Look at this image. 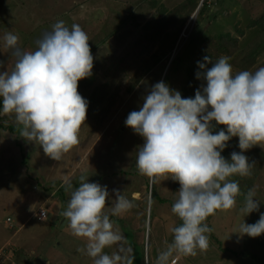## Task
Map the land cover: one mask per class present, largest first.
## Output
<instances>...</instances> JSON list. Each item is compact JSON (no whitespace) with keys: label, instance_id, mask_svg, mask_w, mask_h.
<instances>
[{"label":"rangeland","instance_id":"obj_1","mask_svg":"<svg viewBox=\"0 0 264 264\" xmlns=\"http://www.w3.org/2000/svg\"><path fill=\"white\" fill-rule=\"evenodd\" d=\"M216 2L0 0V38L11 31L19 35L21 49L33 51L43 33L63 20L86 32L93 56L91 75L77 85L88 102L79 143L59 161L20 135L22 126L13 114H1L7 131L0 130V264H91L77 252L84 242L70 234L61 215L70 193L64 190L63 199L58 194L65 181L77 187L82 174L90 183L106 185L110 196L117 189L132 201L126 214L110 219L126 238L131 264H155L157 253L172 240L168 227L181 223L171 212L180 185L168 176L150 183L139 174L135 151L143 140L124 121L139 110L143 97L159 81L181 93L188 70L219 39L230 44L229 55L221 56L230 58L233 72L264 66V0H225L215 13ZM233 40L237 45L231 46ZM247 49L252 50L248 58L243 56ZM13 59L0 47V61L11 68ZM221 128L215 126V131ZM237 145L238 138L233 137L221 155L230 160V153L240 152ZM244 155L255 167L250 176L230 178L240 188L236 205L217 210L205 221L212 229L208 248L195 256H174L171 264H264V233L239 239L235 233L243 220L253 224L264 212V145L253 146ZM253 186L258 211L243 218L239 209ZM152 193L166 202L152 200ZM109 203L106 199V206ZM42 210L48 217L39 221L36 215Z\"/></svg>","mask_w":264,"mask_h":264},{"label":"clouds","instance_id":"obj_2","mask_svg":"<svg viewBox=\"0 0 264 264\" xmlns=\"http://www.w3.org/2000/svg\"><path fill=\"white\" fill-rule=\"evenodd\" d=\"M19 40L11 31L0 38V47L14 58L11 68L0 61V68L6 69L0 71V114H13L22 126L20 135L59 161L79 143L86 117L88 102L77 85L91 75L89 38L79 24L58 20L36 41L35 50L21 49ZM229 61L227 56L213 61L209 55L197 61L195 78L204 84L193 97L182 98L165 82L155 83L139 110L124 121L143 140L135 151L139 174L150 183L168 176L180 185L171 212L181 223L168 227L172 240L157 253L155 264H171L174 256H195L208 248L212 229L205 221L217 210L236 205L240 188L230 178L250 176L255 163L244 152L264 145V66L233 72ZM220 125L223 128L213 131ZM233 137L238 138L240 152L230 153L226 160L221 153ZM63 186L70 198L61 215L70 234L84 242L77 252L91 264H131V249L110 217L126 214L132 201L117 189L112 190L113 199L106 185L90 183L83 174L77 187L71 181ZM255 197L253 186L239 209L243 218L258 211ZM235 233L238 239L260 236L264 212L253 224L243 220Z\"/></svg>","mask_w":264,"mask_h":264},{"label":"trees","instance_id":"obj_3","mask_svg":"<svg viewBox=\"0 0 264 264\" xmlns=\"http://www.w3.org/2000/svg\"><path fill=\"white\" fill-rule=\"evenodd\" d=\"M205 4V3H204ZM204 7V5H203ZM202 7V8H203ZM223 39H219L216 43V45L213 46V48H209L207 49L205 52H202L200 58L198 59V61H201L202 62V58L205 56V55H209L212 60L214 61L215 59H217L219 56H221V54H224V55H229V53L231 52V48H230V44L228 45H224L222 43ZM230 43V42H229ZM237 45V41L236 40H233L231 42V46H235ZM229 46V47H228ZM251 51L252 50H249L248 49L243 53V56H247L246 58L250 57L252 54H251ZM211 65H208V67H210ZM199 69L197 68V63L191 67L188 72H187V80H186V86L183 88V90L181 91V96L182 98L183 97H193L194 94H195V91L198 90L203 84H204V81L202 80H197L195 78V73L198 71ZM6 117H3L1 114H0V130H6L4 124H3V121L5 120ZM214 124V122H213ZM213 131H215V127L213 129ZM16 132V131H14ZM65 188H61L58 190V194L60 195L61 199H63L62 197H64V193H65ZM152 200H156L160 203H164L166 202V200L162 199L159 197V195L157 193H152ZM172 205V203H171ZM47 219V216L46 218Z\"/></svg>","mask_w":264,"mask_h":264},{"label":"built area","instance_id":"obj_4","mask_svg":"<svg viewBox=\"0 0 264 264\" xmlns=\"http://www.w3.org/2000/svg\"><path fill=\"white\" fill-rule=\"evenodd\" d=\"M46 216H48V212L45 211V210L40 211V212L36 215L37 220H39V221H42L43 219H45Z\"/></svg>","mask_w":264,"mask_h":264},{"label":"water","instance_id":"obj_5","mask_svg":"<svg viewBox=\"0 0 264 264\" xmlns=\"http://www.w3.org/2000/svg\"><path fill=\"white\" fill-rule=\"evenodd\" d=\"M223 1L224 0H217V4H216L215 10H214L215 12L221 8Z\"/></svg>","mask_w":264,"mask_h":264},{"label":"flooded vegetation","instance_id":"obj_6","mask_svg":"<svg viewBox=\"0 0 264 264\" xmlns=\"http://www.w3.org/2000/svg\"><path fill=\"white\" fill-rule=\"evenodd\" d=\"M224 1H225V0H224ZM216 4H217V2H216ZM223 4H224V3H223ZM215 7H216V5H215ZM221 7L223 8V6H221ZM219 11H220V10H219ZM219 11H217V12H219ZM217 12H216V13H217Z\"/></svg>","mask_w":264,"mask_h":264},{"label":"bare ground","instance_id":"obj_7","mask_svg":"<svg viewBox=\"0 0 264 264\" xmlns=\"http://www.w3.org/2000/svg\"><path fill=\"white\" fill-rule=\"evenodd\" d=\"M223 3H224V2H223ZM222 6H223V4H222ZM220 9H221V8H220ZM220 9H219V10H220ZM219 10H218V11H219ZM213 12H215V11L213 10ZM216 12H217V11H216ZM216 12H215V13H216Z\"/></svg>","mask_w":264,"mask_h":264}]
</instances>
